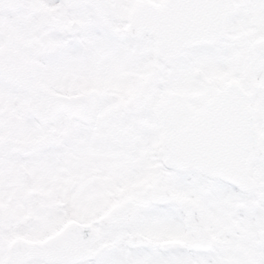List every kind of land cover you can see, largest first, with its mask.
<instances>
[{
	"label": "snow or ice",
	"instance_id": "1",
	"mask_svg": "<svg viewBox=\"0 0 264 264\" xmlns=\"http://www.w3.org/2000/svg\"><path fill=\"white\" fill-rule=\"evenodd\" d=\"M0 264H264V0H0Z\"/></svg>",
	"mask_w": 264,
	"mask_h": 264
}]
</instances>
